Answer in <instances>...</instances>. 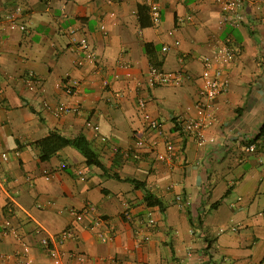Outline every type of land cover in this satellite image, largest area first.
Returning a JSON list of instances; mask_svg holds the SVG:
<instances>
[{"label":"crops","instance_id":"1","mask_svg":"<svg viewBox=\"0 0 264 264\" xmlns=\"http://www.w3.org/2000/svg\"><path fill=\"white\" fill-rule=\"evenodd\" d=\"M242 1L243 23L233 29L216 0H0V228L10 219L22 238L0 234V264H12L2 255L21 251L23 242L32 246L35 264H52L34 229L56 235L74 222L71 210L87 203L104 218L111 239L101 243L94 232L77 229L78 240L64 249L86 255L89 264H264V135L258 148L253 144L256 152L245 150L264 126V0ZM150 2L160 7L161 25L142 29L138 7ZM190 15L192 23L178 25ZM8 19L26 30H11ZM81 38L94 51L92 60L75 42ZM226 41L239 52L228 68V90L216 100V121L198 146L174 122L192 114L201 58ZM152 61L191 79L149 88ZM74 80L79 87L68 96L64 84ZM140 97L162 123V136L144 131ZM60 105L75 111L57 118L51 110ZM51 133L84 136L112 173L145 182L164 212L146 207L143 190L86 166L71 147L41 162L37 142ZM139 135L155 149L137 148ZM167 141L173 159L159 161ZM131 149L137 158H127ZM178 195L189 202L185 209ZM7 205L13 213L5 217ZM126 208L131 222L122 217ZM149 217L156 226L137 246L139 221Z\"/></svg>","mask_w":264,"mask_h":264},{"label":"built area","instance_id":"2","mask_svg":"<svg viewBox=\"0 0 264 264\" xmlns=\"http://www.w3.org/2000/svg\"><path fill=\"white\" fill-rule=\"evenodd\" d=\"M219 3L226 16L224 17V22L231 28L235 29L240 26L243 21L241 8L243 5L242 0H216ZM150 17L153 26L159 27L161 25L160 19V7L157 3L150 2L149 5ZM20 11V9H16ZM188 21L192 23L194 17L192 15L188 16L186 19H180L179 24ZM9 28L11 30L19 29L25 31L26 28L23 25L18 24L13 19H8ZM101 30L105 32V27L102 25ZM175 30L170 31L169 36L174 35ZM75 32H72V36ZM74 39V38H72ZM78 47L84 53L85 59L92 60L94 56V51L88 43L86 38H81L79 41H75ZM180 42L176 40L174 46H179ZM168 47H164L162 51H167ZM239 50L233 48L227 43L217 44L210 52L209 55L201 58V73L199 75L200 87L198 90L197 100L192 107V114L183 115L177 117L175 120V126H177L187 139H192L196 142L198 146H204L207 140L206 131L212 127L216 121V100L222 94H225L230 85V78L228 68L234 63ZM181 62L183 59L181 58ZM148 87L155 88L159 86H172L180 87L185 80H190L191 76L184 71H178L174 73L164 72L163 70L150 67L148 71ZM32 77V75H31ZM33 80V78H31ZM107 86L108 84L105 83ZM79 87V81L74 80L64 84V92L68 96H73ZM138 109L141 112L142 122L144 131L150 133H155L158 136L163 135V125L162 123L152 117L148 112H146V100L143 97L137 100ZM45 107L49 109V106ZM75 111L72 107L60 105L52 109L54 116L59 118L65 114ZM86 127L92 129L95 132L99 131L98 126L92 125L90 122L86 123ZM104 140V139H103ZM136 147L146 148L153 150L156 147L155 142L148 141L143 135L136 136ZM165 154L157 155L159 161L169 160L171 161L174 156V145L170 141L165 143ZM247 152L254 153L257 151L255 145L251 144L245 148ZM130 151L126 152L128 156ZM3 160H7V155H2ZM76 173L81 176V171H76ZM49 177V175H46ZM48 179V178H47ZM176 203L181 209H185L189 202L184 200L180 195L176 197ZM127 208L124 211L128 218H131L130 214L127 212ZM9 214L13 213V209L9 208ZM73 216L72 225L65 228L63 231L56 235L49 234L43 228L36 227L33 231V237H38V244L43 250L45 255L50 259L52 264H89L90 260L86 255L80 252L69 253L64 249L67 242L71 240H78L77 229L87 230L94 232L97 239L101 243H107L110 241L111 236L105 231V221L102 216L98 213L96 207L91 204H85L81 209L71 210ZM141 227L138 228L136 232L135 243L140 246L142 242L149 240L148 231L156 226V221L149 217L145 222L139 221ZM0 234L2 236L14 235L16 239L22 240L18 235L17 231L13 228L10 219L4 220L0 228ZM31 245L27 243H22V250L14 252L10 255H2L3 260L10 261L12 264H35L31 256Z\"/></svg>","mask_w":264,"mask_h":264},{"label":"trees","instance_id":"3","mask_svg":"<svg viewBox=\"0 0 264 264\" xmlns=\"http://www.w3.org/2000/svg\"><path fill=\"white\" fill-rule=\"evenodd\" d=\"M145 19H147L148 22ZM138 20H139V25L142 29L149 28L153 25L151 18H150L149 7L144 6V5L138 7ZM187 22L188 21H185V23H187ZM185 23H183V24H185ZM242 23H243V21L241 22V24ZM178 25H180L179 21H178ZM225 43H227L231 46L229 41H226ZM151 50H153V48L150 44L144 45V51H145L146 55H148V57L149 56L151 57ZM150 63L152 64V67H156V68L161 69L160 63L153 62V61ZM175 127H176V131L180 132L181 135H184L177 126H175ZM146 132L148 134H150V132H148V131H146ZM263 135H264V126L260 129V133H259L258 137L255 140L251 141L249 144L250 145L256 144V146H257L258 145L257 140H259L260 137ZM135 142H136V140H135ZM37 146L40 149L41 155H40L39 159L41 162L49 161L51 159V157H53L55 154H57L59 151H61L64 148L71 147V148L77 150L82 155V157L85 159L86 166L99 169L101 171L102 175L105 177L114 178L117 181L130 183V184L134 185L135 189L143 190L144 191L143 199H144V203H145L146 207L147 208H159L162 212H164V210H165L164 204L162 203V201L160 199H158L155 195H153L151 192H149L146 189L145 182H140L136 179H129V178L122 179L117 173H112L111 170L108 169L100 161L98 154L92 149L90 143L87 141V139L84 136H78L76 138H66V137H64L58 133H51L47 137H45L44 139L37 142ZM135 146H136V143H135ZM257 148H258V146H257ZM139 149H146V148L143 147V148H139ZM115 153L119 154L120 152H119V150H117V151H115ZM120 155H121V153H120ZM138 156L139 155L135 151H132V149H131L127 158H130V157L137 158ZM127 158H124V159H127ZM214 205L216 206L218 204L216 203ZM9 208H11L9 205H7L4 208L5 217H8V215H10L7 212L9 210ZM124 213L122 214V217L126 222L133 221L132 218H128ZM102 219L104 220L103 217H102Z\"/></svg>","mask_w":264,"mask_h":264}]
</instances>
